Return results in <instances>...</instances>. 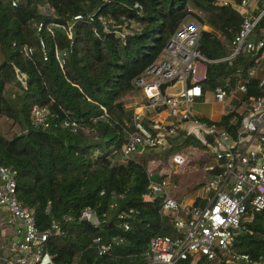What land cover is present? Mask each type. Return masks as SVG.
<instances>
[{
	"label": "trees",
	"instance_id": "16d2710c",
	"mask_svg": "<svg viewBox=\"0 0 264 264\" xmlns=\"http://www.w3.org/2000/svg\"><path fill=\"white\" fill-rule=\"evenodd\" d=\"M239 1L223 5L222 0H0V120L16 128L10 134L0 128V164L16 169L17 196L34 210L40 230L58 221L59 230L46 242L55 264H146L144 252L152 236L178 235L172 215H162L163 196L149 188L148 169L154 162L162 169L181 145L202 144L179 131L167 147H145L123 159L121 147L134 127L133 111L122 97L134 89V78L158 57L180 22L193 13L189 8L201 10L211 28L202 33L201 54L212 60L226 56V45L243 21ZM263 8L264 0H257L253 15ZM76 14H93L95 20L75 22L68 37V24ZM99 17L107 20L109 32L102 30ZM38 22L43 24L46 59L38 46ZM251 36L264 39V14ZM26 47L32 54L25 53ZM59 49L68 51L62 66L55 58ZM256 56V51L242 50L231 63L208 62L204 91L224 86L228 78L233 88ZM247 89L243 98L264 95L257 78L249 80ZM34 104L48 107L53 121L75 120L79 128L70 132L35 127L30 120ZM234 113L225 114L219 124L227 128ZM236 116L232 132L239 125L240 114ZM87 206L96 211L99 225L78 219ZM122 211L127 213V230L119 218ZM64 215L71 219L64 221ZM245 215L229 251L211 260L202 256L195 264H264V208L253 213L248 209ZM100 244L111 248L99 254ZM232 253H247L249 260L234 262Z\"/></svg>",
	"mask_w": 264,
	"mask_h": 264
},
{
	"label": "built area",
	"instance_id": "2783aa9c",
	"mask_svg": "<svg viewBox=\"0 0 264 264\" xmlns=\"http://www.w3.org/2000/svg\"><path fill=\"white\" fill-rule=\"evenodd\" d=\"M222 2L223 5H228L230 0ZM256 4L257 0L238 2L239 12L243 15L241 28L227 43L228 54L213 60L204 57L199 50L203 31L211 30L204 13L189 8L193 13L180 22L158 57L133 80V87L141 90L144 101L134 108V130L129 133L121 147L122 155L128 157L145 147L165 148L179 131H183L188 136H198L200 143L210 153L209 159H214L204 167L208 179L202 185L203 202L199 204L181 205L169 193V180L164 179L159 183L150 178L149 188L163 196L162 215H172L171 223L178 235L152 236L144 252L146 264H182L188 259L189 264H195L202 256L215 259L219 253L229 251L233 238L240 230L241 222L247 219L246 211L249 209L253 213L264 208V95L242 97L247 93L250 79L257 78L264 89V39L254 40L251 36L256 23L264 14L263 8L257 15H253V7L250 9V5ZM134 7L140 9L141 5L135 3ZM45 8L53 12L48 5ZM94 20L93 14H76L68 24V37H71V28L75 22ZM98 22L104 32H109L104 17H99ZM42 29V22H38V46L46 59V41L40 34ZM93 32L100 37L97 26L93 27ZM117 32L121 37L124 36ZM242 50L256 51L255 63L245 70V76L236 80L233 88L228 87V78L224 86H217L213 90L216 102H226L227 98L239 101L234 105L236 113L240 114L239 125L231 132L228 127L237 120L236 113L229 118L226 128L202 120L190 110V105L195 99L203 98L202 82L207 75L206 63L220 60L231 63ZM24 51L27 55L33 52L31 47H26ZM67 56L66 49L55 51V58L61 66ZM241 72L238 69L236 74L240 76ZM179 80L183 82L182 91L178 94H167L165 87ZM30 120L35 127H53L70 132H75L80 126L77 121L66 118L53 121L49 108L38 104L32 105ZM171 161L174 167L170 169L168 177L172 175L174 168L179 170L186 162V156L176 152L171 156ZM148 175H151L149 170ZM16 176V169L0 164V206L5 207L10 218L22 226V230L17 228L16 231L21 237L9 243V250L15 256V264H55L46 242L52 232L59 230V223L54 220L44 230L37 227L34 210L27 207L17 196ZM160 176L166 177L162 173ZM115 206V202L111 204V207ZM126 217L125 211L119 213L125 230L129 228ZM63 219L68 221L71 217L64 215ZM78 219L99 225L96 211L88 206L81 210ZM98 241L99 238H95L94 242ZM110 248L111 244H100L98 253L105 254ZM232 259L234 262L247 261L249 255L232 253Z\"/></svg>",
	"mask_w": 264,
	"mask_h": 264
},
{
	"label": "rangeland",
	"instance_id": "374dc122",
	"mask_svg": "<svg viewBox=\"0 0 264 264\" xmlns=\"http://www.w3.org/2000/svg\"><path fill=\"white\" fill-rule=\"evenodd\" d=\"M198 73H200V68H199ZM123 97H122V101L124 102V104L125 103L126 104L133 103V105L134 104L137 105L141 102V99L139 98L140 97V91L138 89H135V88L129 92L128 97H126L125 99H123ZM202 99H204L205 101L202 102ZM135 102H137V103H135ZM237 102H239V101L236 99H231V98H227L226 102H222V103L216 102L213 98V91L208 90L203 95V98L195 99L194 102L191 103L190 110L193 111L197 116L203 117L202 120H205L208 123H211L210 119H213V120L218 119L220 113L224 111L226 106L228 107V105H232V104L237 105ZM239 110H241V109L239 108ZM0 128L6 133L9 132V134L13 131H16V128L12 129L10 127H7V125H3L2 120H0ZM175 137L176 136H174V138ZM190 137L193 139H198V136H196L195 134H191ZM179 152L186 156V162L179 168L182 170L181 176H183V178H186L188 181H190L189 183L191 185L194 184L193 182H196V179L198 178V176L200 175L202 170H204V167L206 166V164L214 161V159H209L208 156L210 153L204 145L187 146V147L181 145L179 147ZM134 153L135 152L131 153L129 156L130 157L135 156V155H133ZM113 161H115V160H113ZM164 164L165 165L162 169L158 168V166L156 165V162H154L152 165L149 166L148 170L151 172V175H150L151 180H153L154 182H159V183L161 181H163L164 179L169 180L167 175L169 174L170 169H172L174 167V165H173L170 157H169L168 162L166 161ZM153 169H156V172H154ZM161 173L166 174V177L164 178V177L160 176ZM185 182H187V181H185ZM182 190H183L182 187H180L178 189V191H182ZM171 195L176 197L174 189L172 190Z\"/></svg>",
	"mask_w": 264,
	"mask_h": 264
},
{
	"label": "crops",
	"instance_id": "0c3cea01",
	"mask_svg": "<svg viewBox=\"0 0 264 264\" xmlns=\"http://www.w3.org/2000/svg\"><path fill=\"white\" fill-rule=\"evenodd\" d=\"M252 7H254V6L250 5V9ZM209 29H211V28L209 27ZM138 90L140 91V97L139 98L141 99V103H142L144 101L143 95H142L141 90L140 89H138ZM207 91L208 90H205L204 94ZM128 95H129V93L127 95H124L123 99L128 97ZM203 101H205V100L202 99V102ZM135 103H137V102H135ZM134 105L136 106V104H134ZM134 105H133V103H128V104L125 103L126 108L132 109V111H134V108H135ZM231 106H233V107L229 111V108H231ZM233 108H234V104L228 105V107L226 106L224 111L220 113L218 119H215V120L210 119L211 123L216 124V125H220L219 123L221 122V119L225 114H227L228 112H232V111H235V113H236L235 108L234 109ZM146 112L147 111L145 110V113ZM163 115H166V113L163 112ZM199 117L201 119H203V117H201V116H199ZM167 119H169V118H167ZM229 129H231L230 131L232 132V126H229ZM184 135L187 136L185 133H184ZM153 171H156V169H153ZM181 171H182L181 169L176 170L174 168L171 177H168L169 182H170V186H168L170 195L172 193V190L174 189L176 197H174L172 195L171 196L174 199H176L179 203H181V205H183V206H189V205L193 204L196 199H199L200 202L202 203V201H203L202 185L208 179L207 171L205 169L202 170V172L200 173V175L196 179V182H198V183L201 182V184L198 188H192L193 184L191 185L189 183L190 181H188L186 178H183V176H181ZM162 174H164V173H162ZM185 181H187V182H185ZM196 182H193V183H196ZM1 184H2V182L0 180V187H1ZM180 187L183 188L182 191H178V189ZM17 228H20L22 230V226H20L16 220H12L10 218V215H9L8 211L6 210V208L3 206H0V264H15V256H14L13 252L9 250V243L11 241L17 240L18 238L21 237L20 234L19 235L16 234Z\"/></svg>",
	"mask_w": 264,
	"mask_h": 264
},
{
	"label": "water",
	"instance_id": "95a60500",
	"mask_svg": "<svg viewBox=\"0 0 264 264\" xmlns=\"http://www.w3.org/2000/svg\"><path fill=\"white\" fill-rule=\"evenodd\" d=\"M182 89H183V82L181 80H179V81L175 82L173 85L165 87V92L167 94H178L182 91ZM209 140L211 141V138H209ZM122 158L126 159L127 156L123 155Z\"/></svg>",
	"mask_w": 264,
	"mask_h": 264
}]
</instances>
